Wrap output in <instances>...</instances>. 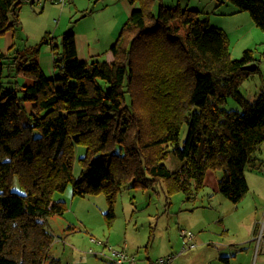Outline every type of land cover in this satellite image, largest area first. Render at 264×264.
<instances>
[{"label": "trees", "instance_id": "obj_1", "mask_svg": "<svg viewBox=\"0 0 264 264\" xmlns=\"http://www.w3.org/2000/svg\"><path fill=\"white\" fill-rule=\"evenodd\" d=\"M127 1L136 8L110 62L79 60L70 32L60 50L43 41L54 52L53 79L38 64L39 47L0 50V264L48 262L54 235L46 220L65 214L53 196L68 184L73 196L103 194L111 223L124 185L163 181L190 201L218 170V192L236 204L248 192L245 169H264L256 155L264 143V89L252 101L239 91L257 70L247 69L251 52L232 59L225 33L196 10L160 6L155 15L157 0ZM225 1L264 31V0ZM21 2L0 0V37L18 27ZM228 98L240 110L224 109ZM25 101L32 102L26 115ZM79 146L85 152L75 177ZM170 154L180 162L176 170L164 164Z\"/></svg>", "mask_w": 264, "mask_h": 264}, {"label": "rangeland", "instance_id": "obj_2", "mask_svg": "<svg viewBox=\"0 0 264 264\" xmlns=\"http://www.w3.org/2000/svg\"><path fill=\"white\" fill-rule=\"evenodd\" d=\"M126 4L130 6L127 0H72L60 6L50 0L42 5L35 0H22L18 27L0 37V48L7 50L13 45V55L39 47L37 61L48 79L55 78L58 71L53 65L54 52L44 39L60 50L62 35L73 33L84 45L87 41L92 44L90 48L99 51L89 63L107 61V53L127 20ZM179 4L198 11L201 19L225 33L232 59L241 57L244 51L251 52L255 61L249 66L252 71L257 70L239 91L252 101L264 89V31L255 27L248 12L238 11L225 0H157L153 13L156 15L160 6ZM5 86L10 87L7 79ZM23 106V114H29L32 102L25 101ZM223 108L240 110L231 98ZM22 121L26 122L25 116ZM186 132L184 125L180 142ZM84 152L81 146L75 149V177L81 170L78 158ZM256 155L264 161V143ZM164 164L170 170L180 167L171 154ZM244 176L248 192L236 204L218 192V170L207 173L204 185L190 201L180 192H169L163 181L147 188L124 185L115 197L111 223L105 217L109 206L103 194L73 196L68 184L63 192L53 196L66 204L65 214L46 220L54 235L46 264L53 260L55 264H118L119 257L113 256V251L134 258L132 264H156L167 257H172L171 264H264V169L247 167ZM13 187L20 191L16 179ZM182 230L193 236L191 242L182 238ZM123 264L131 263L126 259Z\"/></svg>", "mask_w": 264, "mask_h": 264}, {"label": "crops", "instance_id": "obj_3", "mask_svg": "<svg viewBox=\"0 0 264 264\" xmlns=\"http://www.w3.org/2000/svg\"><path fill=\"white\" fill-rule=\"evenodd\" d=\"M125 3V2H124ZM127 5V4H126ZM136 6H133L130 4V6L127 5V12H128V17L131 13V11L133 9H135ZM127 17V18H128ZM256 27V26H255ZM9 35V34H7ZM75 42H76V49H77V55H78V58L79 60L81 61H86L88 62V60H90V58H94V57H98V55L100 54L98 50H96V48H90V46L92 44H88V42L86 41L85 45H84V42H82L81 39L78 38L77 40V37H75ZM9 48V47H7ZM1 51H6L4 47L0 48ZM110 51V50H109ZM108 51V52H109ZM108 57H107V61L106 62H110L112 61L113 59V56H112V53L110 51V53H107ZM240 58V57H239ZM239 58H234V59H239Z\"/></svg>", "mask_w": 264, "mask_h": 264}, {"label": "built area", "instance_id": "obj_4", "mask_svg": "<svg viewBox=\"0 0 264 264\" xmlns=\"http://www.w3.org/2000/svg\"><path fill=\"white\" fill-rule=\"evenodd\" d=\"M39 5H42L44 2L48 1V0H35ZM52 3H55L57 5L60 6H66L69 3H71L72 0H50ZM181 236L183 238H187L188 242H191L193 239V236L186 232L185 230H182L181 232ZM113 256L115 257H119L117 259V263L118 264H123L124 260H128V262H130L131 264L134 263V258H129L125 255V252H118V251H113ZM172 263V257H167V258H163L157 261L156 264H171Z\"/></svg>", "mask_w": 264, "mask_h": 264}, {"label": "water", "instance_id": "obj_5", "mask_svg": "<svg viewBox=\"0 0 264 264\" xmlns=\"http://www.w3.org/2000/svg\"><path fill=\"white\" fill-rule=\"evenodd\" d=\"M247 69H251L250 67H248Z\"/></svg>", "mask_w": 264, "mask_h": 264}]
</instances>
